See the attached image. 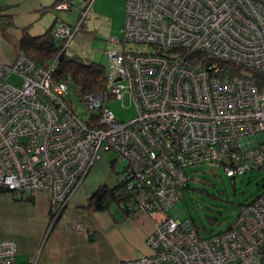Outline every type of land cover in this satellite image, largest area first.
Segmentation results:
<instances>
[{
    "label": "built area",
    "instance_id": "built-area-1",
    "mask_svg": "<svg viewBox=\"0 0 264 264\" xmlns=\"http://www.w3.org/2000/svg\"><path fill=\"white\" fill-rule=\"evenodd\" d=\"M93 2L56 4L81 14L53 28L65 48ZM110 40L120 47L106 52L107 88L84 99L87 118L56 92L55 60L42 66L21 51L0 63V192H45L64 205L111 152L127 162L119 208L153 224L149 254L111 264H264V184L225 231L204 235L194 219L169 214L190 168L209 164L235 179L264 174V0H126L123 35ZM200 53L217 61L202 63ZM220 61L243 70L232 75ZM124 93L137 107L128 122L106 105ZM0 264L33 263L19 262L16 242L0 239Z\"/></svg>",
    "mask_w": 264,
    "mask_h": 264
},
{
    "label": "crops",
    "instance_id": "crops-1",
    "mask_svg": "<svg viewBox=\"0 0 264 264\" xmlns=\"http://www.w3.org/2000/svg\"><path fill=\"white\" fill-rule=\"evenodd\" d=\"M78 1L81 2L0 0V19L9 18L7 27L0 28V63L10 64L16 60L24 28L29 27L33 35H40L58 22L67 23L63 15L74 9L80 18V11L76 8H56L57 3ZM82 185L83 182L72 199L62 206L52 202L51 196L45 192L34 197L14 192L0 198V239L16 242L19 262L111 264L150 253L147 242L153 230L150 219L144 214L121 219L106 211H91L87 206L91 194H86ZM78 223L83 224L89 233L78 231ZM117 240L133 242L136 247L116 253L112 245Z\"/></svg>",
    "mask_w": 264,
    "mask_h": 264
},
{
    "label": "rangeland",
    "instance_id": "rangeland-1",
    "mask_svg": "<svg viewBox=\"0 0 264 264\" xmlns=\"http://www.w3.org/2000/svg\"><path fill=\"white\" fill-rule=\"evenodd\" d=\"M81 1L84 2V0ZM91 10L84 18L72 46L67 48V54H76L86 62L101 63L107 71L109 58L106 52L120 47L119 44L112 42L110 39L121 38L123 35L126 0H124V5L123 0H94ZM78 14L79 12L74 9L71 12H65L63 17L67 23L75 25L79 20ZM134 47L141 50L147 49L146 46ZM7 81L11 84H17L19 77L16 74H10ZM56 91L72 104L78 115L85 118L89 116L86 113V103L80 101L79 97L70 88L56 86ZM106 105L111 108L120 122L131 121L137 116V107L126 93L122 98L108 100ZM126 164L125 160L114 153H103L102 159L91 167L81 189L86 194H92L102 184L109 187L116 186L120 180V173ZM213 169L214 167L209 164L190 168L191 175L194 177L191 180V186L204 188L206 191L195 192L186 189L183 198L169 211L172 218L180 221L192 218L197 223L202 221L208 228H211L212 225L209 223L208 216L218 215L224 221L221 225L212 227H214V232H219L225 229L227 224L237 215L239 208L237 203L258 195L264 184V174L250 172L232 182L219 168H216L217 175H214ZM203 176L210 182L201 183L199 178ZM10 194L12 195L14 192L2 191L0 198L11 196ZM102 211L109 212L112 217H121V219L126 216L124 211L119 208L118 203H112L109 209ZM219 211H222V213H219ZM203 234H206L205 231H203ZM130 247H136V245L133 242L126 243L121 240H117L112 245V249L116 253L130 250Z\"/></svg>",
    "mask_w": 264,
    "mask_h": 264
},
{
    "label": "trees",
    "instance_id": "trees-1",
    "mask_svg": "<svg viewBox=\"0 0 264 264\" xmlns=\"http://www.w3.org/2000/svg\"><path fill=\"white\" fill-rule=\"evenodd\" d=\"M7 20H9L8 17L0 19V28L4 29L7 27ZM53 28L54 27L51 26L47 31L40 35H33L30 32L29 27L24 28L22 37L18 43L20 52L23 51L28 58L42 66L49 65V63H51L53 60L56 61V66L52 70V78L55 90L56 86H65L68 89L70 88L79 97L80 101H84L88 95L104 91L108 86L106 67L103 64L95 61L86 62L76 54H67V48L64 47L63 40L54 36ZM199 56L202 60V63H212L217 61L213 57L206 54L200 53ZM219 65L222 71L228 70L232 73V75H239L243 70L242 66L232 63L220 61ZM254 78L257 77L254 76ZM59 94L61 95V93ZM98 125L100 126V124ZM215 170L216 169L214 168L212 172L214 175H217ZM192 179H194L193 176H191V180ZM229 179L232 182L235 181V178L230 177ZM199 180L203 184L210 182L204 176L200 177ZM187 189H191L195 192L206 191L204 188L192 187L191 182L189 183ZM127 194L128 193L124 189L122 182H119L114 187H109L105 184H102L89 196L87 206L91 211L107 210L112 203L119 204V202L125 198ZM253 198L254 197L251 196L243 202H238V207L243 204H247ZM62 205L63 204H61V206ZM59 209L58 213L60 212ZM219 213H222V211H219ZM124 215L127 217L129 216L128 213L125 212ZM208 219L212 226H219L224 221V219L220 218L218 215L208 216ZM194 223L199 233L203 234V231H205L206 234L214 232V227L211 226V228H208L202 221L199 223L195 221ZM227 229H229V223L227 224L226 228L221 231H225Z\"/></svg>",
    "mask_w": 264,
    "mask_h": 264
}]
</instances>
